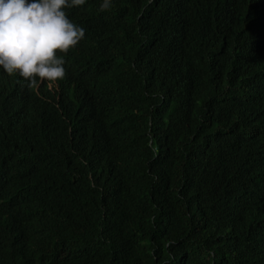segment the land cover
<instances>
[{"label": "trees", "instance_id": "trees-1", "mask_svg": "<svg viewBox=\"0 0 264 264\" xmlns=\"http://www.w3.org/2000/svg\"><path fill=\"white\" fill-rule=\"evenodd\" d=\"M101 3L0 70V264H264V0Z\"/></svg>", "mask_w": 264, "mask_h": 264}, {"label": "clouds", "instance_id": "clouds-1", "mask_svg": "<svg viewBox=\"0 0 264 264\" xmlns=\"http://www.w3.org/2000/svg\"><path fill=\"white\" fill-rule=\"evenodd\" d=\"M86 0H0V70L19 75L39 94L67 76L65 56L85 38L86 29L69 18L66 9ZM113 7L102 0L100 11Z\"/></svg>", "mask_w": 264, "mask_h": 264}]
</instances>
